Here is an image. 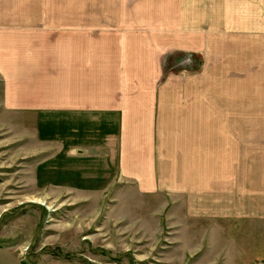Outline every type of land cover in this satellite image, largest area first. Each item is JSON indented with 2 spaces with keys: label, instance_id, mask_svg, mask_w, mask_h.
Returning a JSON list of instances; mask_svg holds the SVG:
<instances>
[{
  "label": "rangeland",
  "instance_id": "rangeland-1",
  "mask_svg": "<svg viewBox=\"0 0 264 264\" xmlns=\"http://www.w3.org/2000/svg\"><path fill=\"white\" fill-rule=\"evenodd\" d=\"M174 1L26 0V5L36 12L41 8L43 18L57 23L59 39L73 35L72 54L81 55L83 36L89 37L91 53L98 39L112 35L160 41L162 29L175 22ZM162 6L170 7L164 23ZM239 32L227 30L234 47L243 49L251 75L236 72L229 80L237 92L224 95L227 101L218 98L235 138L248 142L238 158L178 157L183 146L174 129L161 135L157 156L150 157L148 141L133 142L134 149L121 141L117 119L97 110L53 115L49 109H7L0 77V264H203L209 246L200 243L199 234L210 217L198 214L203 206L195 200H204L207 192L264 200V32ZM57 52L59 60L51 67L66 69L70 51ZM171 55L159 63V86L166 118L178 126L184 111L192 112L181 105H193L191 89L183 101L178 73L193 69L178 67ZM70 70L73 75L56 86L57 105H70L64 92L80 89L82 68ZM73 105L90 104L80 95ZM189 182L198 191L185 194Z\"/></svg>",
  "mask_w": 264,
  "mask_h": 264
},
{
  "label": "crops",
  "instance_id": "crops-1",
  "mask_svg": "<svg viewBox=\"0 0 264 264\" xmlns=\"http://www.w3.org/2000/svg\"><path fill=\"white\" fill-rule=\"evenodd\" d=\"M16 3L19 0H0V77L4 79L3 105H8L7 109H49L56 111L53 115H57L58 110H97L108 119H117L121 141L130 142L134 149L137 150V144L132 145L133 142L148 141L150 157L157 156L161 135H172L174 130L179 134V146H183L178 148L181 152L178 157L231 159L244 156L247 145L243 142L247 140L235 138L226 106L221 108L222 101L218 98L225 99L224 95L237 92L229 80L234 79L236 72H245L247 78L251 75L243 49L234 47L227 30L247 31V34L252 31L253 35L263 33L264 0H176L172 7L175 22L167 31L162 29L160 41L155 42L150 36L138 40L126 33L123 39L112 35L98 39L91 53L89 37L83 36L81 55L72 54L73 35L59 39L57 23L43 18L41 8L36 12L26 5V0L22 6ZM169 11V6H162L163 23L166 17L170 18ZM59 49L70 51L71 55H66V69L51 67V63L57 65ZM170 54L178 67L193 69L178 73L184 102L189 89L193 91V105H181L182 110L192 112L185 115L184 111L178 126L166 118L168 109L162 104L164 87L159 86L162 75L159 63L163 56ZM77 67L82 68L78 93L70 94L67 89L64 95L70 105H57L58 81L68 79L73 75L70 69ZM133 68L136 70L132 71ZM50 77L55 82L47 85L45 81ZM66 84L68 86L69 82ZM203 87L208 90L203 92ZM80 95L90 105H73ZM200 105H208V108ZM50 124L60 125L58 122ZM226 168L227 173H232L230 167ZM191 185L189 182L184 187L185 194L198 191ZM204 188L210 190L211 186ZM234 196L220 198L207 192L204 200H195L203 206L198 214L210 217L199 234L200 243L209 246V251L203 254V264L264 263V206H261L264 200Z\"/></svg>",
  "mask_w": 264,
  "mask_h": 264
},
{
  "label": "built area",
  "instance_id": "built-area-1",
  "mask_svg": "<svg viewBox=\"0 0 264 264\" xmlns=\"http://www.w3.org/2000/svg\"><path fill=\"white\" fill-rule=\"evenodd\" d=\"M254 264H264L263 262H256V263H254Z\"/></svg>",
  "mask_w": 264,
  "mask_h": 264
}]
</instances>
